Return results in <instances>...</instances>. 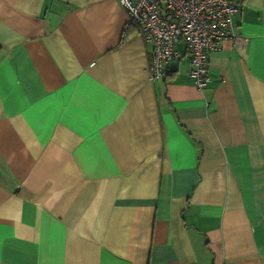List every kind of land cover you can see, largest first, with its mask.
<instances>
[{"label": "crops", "instance_id": "obj_1", "mask_svg": "<svg viewBox=\"0 0 264 264\" xmlns=\"http://www.w3.org/2000/svg\"><path fill=\"white\" fill-rule=\"evenodd\" d=\"M231 1L198 90L117 0H0V264H264V0Z\"/></svg>", "mask_w": 264, "mask_h": 264}, {"label": "built area", "instance_id": "obj_2", "mask_svg": "<svg viewBox=\"0 0 264 264\" xmlns=\"http://www.w3.org/2000/svg\"><path fill=\"white\" fill-rule=\"evenodd\" d=\"M139 26L150 45L149 78L166 75L165 63L181 57L183 44L189 52V74L201 90L210 82L208 56L224 39L242 49L247 38L235 32L237 9L231 0H117Z\"/></svg>", "mask_w": 264, "mask_h": 264}]
</instances>
